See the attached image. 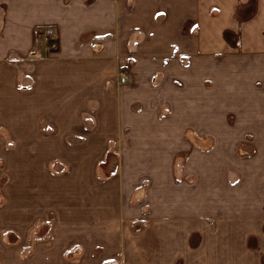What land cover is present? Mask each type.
<instances>
[{
	"label": "crops",
	"instance_id": "1",
	"mask_svg": "<svg viewBox=\"0 0 264 264\" xmlns=\"http://www.w3.org/2000/svg\"><path fill=\"white\" fill-rule=\"evenodd\" d=\"M44 27L57 32L51 54L36 45ZM0 103L35 127L73 119L64 132L84 133L72 147L88 151L84 166L118 151L116 189L84 184L53 225L144 222L149 245L124 239L125 264H156V246L177 251L201 225H250L252 213L264 224L261 185L254 194L229 184L264 181V160L245 169L237 157L264 151V0H0ZM83 119L95 125L81 129ZM39 194L21 189L17 225L44 217Z\"/></svg>",
	"mask_w": 264,
	"mask_h": 264
},
{
	"label": "rangeland",
	"instance_id": "2",
	"mask_svg": "<svg viewBox=\"0 0 264 264\" xmlns=\"http://www.w3.org/2000/svg\"><path fill=\"white\" fill-rule=\"evenodd\" d=\"M3 109L0 103V264H125L121 249L124 239L140 237L143 245H149L147 237L142 236L149 226L144 222L135 225H53L55 213L62 214L65 221L70 192L75 191L78 195L84 186L93 190L98 189L99 184L103 190L116 189L109 179L120 171L118 151L107 150L96 166H84L88 151L72 148L83 143L84 133L64 132L73 119L43 118L35 127L34 119L4 116ZM23 120L29 124L28 133L20 128ZM89 120L95 125V119H83L80 128H84V123L88 125ZM211 150V143L204 142L202 151L205 155ZM90 153L92 158L94 151ZM237 157L240 166L247 169L254 159L264 160V151L259 154L257 149L241 147L237 149ZM262 166L264 169V164ZM83 173H97L101 182L83 183L75 176ZM229 184L235 186L236 193L245 184L254 194L258 193L255 188L259 185L264 191V181L244 182L234 178ZM22 188L27 194L37 190L42 197L44 217L35 225H17ZM78 198L80 196L75 201ZM256 198H251L250 202L256 204ZM260 202L263 203L264 198ZM7 208H10L12 225L3 223V212ZM250 217V225H201L189 229L184 246H179L177 251L166 246L160 252L156 246L159 256L156 264H264V224L257 214L252 213ZM34 256L37 259L32 258ZM140 262L148 263L146 260Z\"/></svg>",
	"mask_w": 264,
	"mask_h": 264
},
{
	"label": "built area",
	"instance_id": "3",
	"mask_svg": "<svg viewBox=\"0 0 264 264\" xmlns=\"http://www.w3.org/2000/svg\"><path fill=\"white\" fill-rule=\"evenodd\" d=\"M36 43L44 48L47 54L54 53L58 50L57 32L52 27L40 28L36 31ZM126 78L123 77L121 82L124 83Z\"/></svg>",
	"mask_w": 264,
	"mask_h": 264
}]
</instances>
